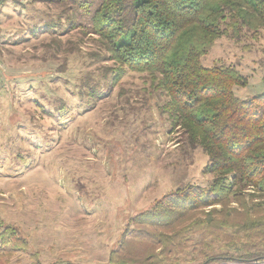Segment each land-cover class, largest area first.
Here are the masks:
<instances>
[{
    "label": "rangeland",
    "instance_id": "obj_1",
    "mask_svg": "<svg viewBox=\"0 0 264 264\" xmlns=\"http://www.w3.org/2000/svg\"><path fill=\"white\" fill-rule=\"evenodd\" d=\"M88 19L76 1L0 0V220L21 236V250L0 247V264H110L130 216L214 177L204 151L158 111L165 94L147 73L118 70ZM213 42L203 65L236 68L247 82L233 88L241 99L264 92V27ZM262 198L244 189L215 205L214 217L224 209L235 222L261 216L251 205ZM187 238L177 264L202 261L201 242L212 239ZM222 243L211 253L227 249Z\"/></svg>",
    "mask_w": 264,
    "mask_h": 264
},
{
    "label": "trees",
    "instance_id": "obj_2",
    "mask_svg": "<svg viewBox=\"0 0 264 264\" xmlns=\"http://www.w3.org/2000/svg\"><path fill=\"white\" fill-rule=\"evenodd\" d=\"M71 1L88 12L92 32L106 44L118 70L147 73L165 94L158 111L189 146L204 151V171L214 175L207 186L188 183L130 216L108 262L177 264L189 247L188 235L199 231L212 239L201 242L203 259L197 264L264 259V244H251L255 238L264 243V198L251 205L261 216L235 222L224 209L214 217L215 205L238 200L244 189L264 197V92L237 97L233 88L246 85V78L233 66H205L201 60L222 35L235 38L245 29L256 36L264 27V0ZM227 227L233 228L229 234ZM19 235L0 220V247L21 250ZM137 237L143 246L134 244ZM216 241L227 249L211 253Z\"/></svg>",
    "mask_w": 264,
    "mask_h": 264
},
{
    "label": "built area",
    "instance_id": "obj_3",
    "mask_svg": "<svg viewBox=\"0 0 264 264\" xmlns=\"http://www.w3.org/2000/svg\"><path fill=\"white\" fill-rule=\"evenodd\" d=\"M218 264H264V259L231 260V261H223Z\"/></svg>",
    "mask_w": 264,
    "mask_h": 264
}]
</instances>
